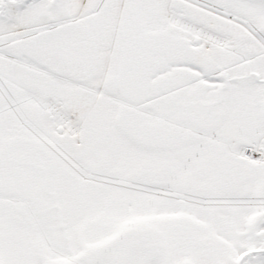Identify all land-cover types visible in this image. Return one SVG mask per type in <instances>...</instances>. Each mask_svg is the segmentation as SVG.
Wrapping results in <instances>:
<instances>
[{
	"label": "snow or ice",
	"instance_id": "obj_1",
	"mask_svg": "<svg viewBox=\"0 0 264 264\" xmlns=\"http://www.w3.org/2000/svg\"><path fill=\"white\" fill-rule=\"evenodd\" d=\"M0 264H264V0H0Z\"/></svg>",
	"mask_w": 264,
	"mask_h": 264
}]
</instances>
